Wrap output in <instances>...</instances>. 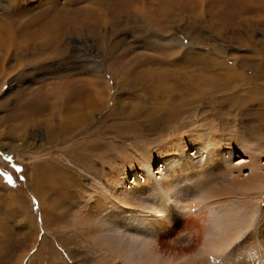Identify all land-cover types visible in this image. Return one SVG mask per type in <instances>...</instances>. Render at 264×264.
Listing matches in <instances>:
<instances>
[{
	"label": "rangeland",
	"instance_id": "rangeland-1",
	"mask_svg": "<svg viewBox=\"0 0 264 264\" xmlns=\"http://www.w3.org/2000/svg\"><path fill=\"white\" fill-rule=\"evenodd\" d=\"M43 1L0 0V264H105L80 219L87 204L95 198L106 213L127 216L105 189L132 169L143 172L141 184L149 174L146 186L155 185L162 157L176 154L182 163L191 156L201 165L174 173L179 193L168 196L191 206L233 175L250 177L243 163L251 154L264 173V0ZM58 86L67 89L68 108L73 96L99 97L88 126L66 140L50 137L57 116L40 122L45 90ZM214 147H221L218 166L201 171L205 149ZM39 178L46 183L33 187ZM259 194L237 190L210 200L199 257L188 252L170 262L154 250L148 224L140 237L149 262L220 264V238L235 225L223 220L236 212L248 235L230 246L224 263L264 264ZM174 237L187 243L186 231ZM116 261L107 264H125Z\"/></svg>",
	"mask_w": 264,
	"mask_h": 264
},
{
	"label": "bare ground",
	"instance_id": "bare-ground-1",
	"mask_svg": "<svg viewBox=\"0 0 264 264\" xmlns=\"http://www.w3.org/2000/svg\"><path fill=\"white\" fill-rule=\"evenodd\" d=\"M46 1H48V3H53L52 0H45L43 2L47 3ZM56 1L57 0H55V2ZM69 1L70 0H65L64 3H69ZM15 6L17 8L16 10H21L16 4ZM66 90H63L62 86H58L50 91L45 90V94L47 96V99L49 98V101L47 102V105L45 107V110L47 112L43 113L44 115L40 122H45V124H47L50 121H53L55 116H57V125H51L50 127L46 125L49 128V131L51 133L50 137L53 140H57L59 138H64L66 140V138H68L69 136L68 134L76 135L79 132H77V130H79V127H87V118L90 117L93 113L94 102L99 99L97 95H95L94 100L90 99L89 94L88 96H86V98L83 97L84 99L80 97L81 95H76L72 97L73 102L71 108H68L66 103L70 99L66 97ZM65 108L69 113H71L68 117L62 114ZM83 108H87V110L84 111ZM80 110L84 112L81 113ZM37 122L40 123L39 121ZM24 126H26V124ZM53 127H55L56 129H53ZM24 128L20 126V129ZM219 150H221V147H214V149L210 150L205 149L206 155L202 164L204 168L202 167L201 171L213 172V165L218 166L217 159L219 158V154L217 152H219ZM175 155L171 156V158L162 157L160 159L161 164L158 168L157 173H160L162 178L160 177L161 181H156V184L153 186H146L149 183L153 184V180H151V177L148 174V172L151 170V165H149L143 169L144 172L146 171V174H148L146 175V177L143 178L145 180V184H141L139 180L140 177L143 176V172H141L140 174L138 171L132 169L126 174L120 172L118 177L116 176V178L114 179L113 187H110V190L105 189L110 199H114V201L118 202V204L121 205L124 211L129 213L127 216L118 218L115 216L113 210L112 212L106 213V210L103 208V206L105 205H103L100 200H97L95 198L92 199L93 201L91 205L87 204L85 217L82 216L80 219L83 220V223L86 226L85 234L87 239H89L90 237L93 239L95 244H92L95 245L96 252L98 250L101 252V254H103L101 255V258L105 264L111 262L116 263L117 258H120V260L124 261L125 264H151L149 262L150 251H144L145 241H143V239L140 237L143 234V231H146V226L148 224L150 225V229H152V232L155 233L153 235V240L156 243V245L153 247L154 250L160 254L162 253L163 256H168L170 262L181 258L184 254L188 252H193L196 256L198 255L199 257V255L203 251H206L203 249L205 248L204 245L206 246V244L208 243L207 238V243L202 241L204 240V237L209 234V214L211 213H209V210H207L206 208L207 205L210 203V200L214 201L225 199V196H231L235 192H237V190L239 192L259 191V196H262V193L264 192V173L261 172L263 167L259 164L258 156L256 154H251L250 160L246 163L244 161L243 163L245 164L243 166L249 167L251 171L250 177L245 180L240 179L237 175H233L229 177L226 181H224L225 183L223 182L220 185L218 184L219 186H213L211 189L207 190L205 198L203 200H199V204L202 203L201 206L198 205V203L196 204V206H194L195 204L191 206L188 202H184L183 200L182 202L181 199H177L178 195L176 193H179L177 190L180 182L179 177L174 173H177L179 170H187L189 168H192V166L198 169V167L201 165L198 164V160L195 161V158H192L191 156H187L188 158L186 160L182 158V163H178V157L174 158ZM192 155H195V153ZM210 162L213 163L212 166L205 168V165H210L208 164ZM240 167L241 165L238 166L236 170H239ZM169 169L171 171L170 173L167 172ZM228 174H233L232 168L228 170L227 175ZM131 176H133V186L130 184L131 181L128 180ZM46 180L39 178L35 182L33 181L32 186H39V184L44 183ZM48 182L52 184L53 187H55L53 183L55 181L48 178ZM171 191H173V193L177 191L175 193L176 195L174 196V198H168L169 193ZM151 196H155V199L153 200ZM113 203L115 202L110 203V209H114V207H116L117 203L116 205H113ZM253 205L255 204H253L252 202L250 206L252 208V213L254 211ZM207 214L209 215V217H207ZM230 214L226 217L225 220H222L226 224L230 223L231 226L235 224L233 226L234 232L231 231L227 234V236L223 235L220 238L222 241L220 242V244L224 246V250L221 251L220 249L221 252L217 253V256L222 261L220 264H225L226 259L229 258L227 256V253L225 252L228 251L230 246H234L235 243L241 241L242 238L248 235L242 232L243 227L241 224L236 225L237 222H241H239L238 220H236L237 222L234 221V217L239 218V220H243L244 216L236 212L233 215ZM230 225H228L227 229L231 227ZM220 228L222 229V232H226V230L223 229L221 226ZM245 229H247L246 226ZM183 231H186L188 235L187 243L179 242L175 244L173 242L174 239L176 240V237H174L175 234L176 236H180ZM89 233L91 235H89ZM134 234L135 236H133ZM128 237L131 239H129ZM143 238L145 237L143 236ZM125 239H128L127 243ZM89 242H91V240H89Z\"/></svg>",
	"mask_w": 264,
	"mask_h": 264
},
{
	"label": "snow or ice",
	"instance_id": "snow-or-ice-1",
	"mask_svg": "<svg viewBox=\"0 0 264 264\" xmlns=\"http://www.w3.org/2000/svg\"><path fill=\"white\" fill-rule=\"evenodd\" d=\"M7 86H5V88H6ZM8 159H11L10 157L8 158Z\"/></svg>",
	"mask_w": 264,
	"mask_h": 264
}]
</instances>
